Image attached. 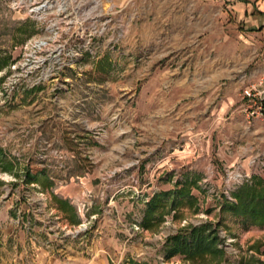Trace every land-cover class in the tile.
I'll return each instance as SVG.
<instances>
[{
	"label": "rangeland",
	"instance_id": "1",
	"mask_svg": "<svg viewBox=\"0 0 264 264\" xmlns=\"http://www.w3.org/2000/svg\"><path fill=\"white\" fill-rule=\"evenodd\" d=\"M28 7L0 0V264H264V225L224 205L264 186L239 99L264 75V0ZM181 185L144 228L150 197ZM204 223L220 255L165 256Z\"/></svg>",
	"mask_w": 264,
	"mask_h": 264
},
{
	"label": "trees",
	"instance_id": "2",
	"mask_svg": "<svg viewBox=\"0 0 264 264\" xmlns=\"http://www.w3.org/2000/svg\"><path fill=\"white\" fill-rule=\"evenodd\" d=\"M264 184V181H260ZM234 203L224 200V205L237 216L244 217L250 223L264 225V186L255 188L254 186L240 187L235 190ZM191 197L188 195L185 186L176 188L173 191L161 190L153 194L146 202L144 209V217L142 226L147 227L149 221L155 219L153 210L157 206L164 205L165 202L170 203L171 207L176 206L180 199ZM58 208H69L65 201L57 200ZM165 256L182 255L187 258L193 256H201L204 254L220 255L221 252L216 247L218 238L215 235V229H212L209 223L191 226L189 228H181L175 233L166 238Z\"/></svg>",
	"mask_w": 264,
	"mask_h": 264
},
{
	"label": "built area",
	"instance_id": "3",
	"mask_svg": "<svg viewBox=\"0 0 264 264\" xmlns=\"http://www.w3.org/2000/svg\"><path fill=\"white\" fill-rule=\"evenodd\" d=\"M28 12L31 14L47 13L54 8L55 12H65L69 1L73 0H26ZM77 11V10H75ZM44 42L37 43L35 49L44 46ZM239 99L243 103V112L246 120L256 119L264 123V75L255 83L241 89Z\"/></svg>",
	"mask_w": 264,
	"mask_h": 264
},
{
	"label": "crops",
	"instance_id": "4",
	"mask_svg": "<svg viewBox=\"0 0 264 264\" xmlns=\"http://www.w3.org/2000/svg\"><path fill=\"white\" fill-rule=\"evenodd\" d=\"M264 16V13L261 14ZM252 132L259 133L256 134L255 139H260L261 141L264 140V125L261 123H252ZM264 159V155L262 157ZM56 264H109L108 260L106 259L105 255L103 256L101 253L97 252L89 256V258L84 257H74L67 259L65 261H59Z\"/></svg>",
	"mask_w": 264,
	"mask_h": 264
}]
</instances>
